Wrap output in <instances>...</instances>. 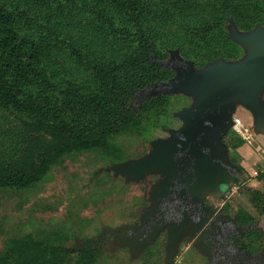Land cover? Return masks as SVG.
<instances>
[{"label": "rangeland", "instance_id": "1", "mask_svg": "<svg viewBox=\"0 0 264 264\" xmlns=\"http://www.w3.org/2000/svg\"><path fill=\"white\" fill-rule=\"evenodd\" d=\"M5 1L12 6L17 4L29 14L22 22L23 36L32 35L39 24L47 21L43 19L46 10L45 2L41 0H37L41 6L34 5L31 0ZM249 1L235 0L229 9L231 14L243 25L254 23L251 29L257 25L264 27V0H253L251 5ZM209 12L211 15L207 14V20L210 19L207 22V31L210 29V33L202 39L199 36L192 37L193 43L187 44L186 53L194 57L210 55L213 58L219 55V58L225 59L221 55L227 57L230 53L224 51L221 39L222 30H227L228 23L223 26L222 23L217 28V19L212 14L215 11L209 9ZM65 16V11L59 10L49 17L64 21ZM227 19L235 23L232 15ZM52 27L61 35V40H53L52 43L56 46L51 48L49 54H43L38 66L39 77L36 76L38 81L34 87L18 90L20 99L26 104L33 107L41 105L42 109L50 103L60 104L64 97L73 93L76 96L88 95L99 83L96 79L97 69L106 66L110 56V48L105 47H115L117 51H122L127 48L132 38L130 29L118 25L116 29H120V32L116 29L110 34L108 29L104 32L98 31L95 36H91L93 40L83 41L81 50H75L69 45L75 43L68 29L62 25L57 28L56 24H52ZM166 29L173 36L179 34L183 42H186L187 34L177 30L174 24L167 25ZM242 56L243 50L241 56L225 60L233 61ZM5 64L0 59V79L8 75H3ZM145 88L136 92L135 106L139 107L143 101L152 97L165 96L164 100L138 114L135 123L122 126L106 136L104 147L63 156L49 168L40 182L29 189L0 190V258L7 253L12 240L30 236L44 245L70 249L71 252L63 259V264H76V253L88 240L99 248L94 264H166L161 244H154L132 258L127 247L117 246L112 239L109 242L102 240L108 239V233L121 225L133 224L140 218L142 210L149 204L150 186L158 179L151 176L139 183H125L122 178L114 176L106 169L112 164L145 155L152 140L165 139L169 136V129L181 126L174 113L191 104V99L182 95L157 94L148 98L150 89L149 92H140ZM80 112L73 113L76 116L71 114L70 117L75 122L90 120L91 112ZM30 115H33L31 111ZM234 121L238 125L226 133L223 141L230 148V162L243 175L220 196L208 199L218 208L224 206L229 215L246 212L253 217L258 226L256 230L261 231V237L255 239L252 245L259 247L258 251L264 256V215L256 212L251 201V191H264V134L254 132L252 116L241 106L236 108ZM89 123L88 135L95 132L91 128L92 122ZM25 146L26 136L17 115L12 110L0 107V155L7 159L19 154ZM181 245L185 246V250L179 251L175 264H204V258L194 247H189L186 241ZM7 261L12 263L10 259Z\"/></svg>", "mask_w": 264, "mask_h": 264}, {"label": "trees", "instance_id": "2", "mask_svg": "<svg viewBox=\"0 0 264 264\" xmlns=\"http://www.w3.org/2000/svg\"><path fill=\"white\" fill-rule=\"evenodd\" d=\"M18 2L19 0H14ZM21 1V0H20ZM40 5L37 0H31ZM45 2V23L32 35H22V22L29 16L26 9L0 0V59L5 64L8 75L0 79V107L12 110L17 115L26 136V146L18 154L5 159L0 155V190H26L40 182L49 168L63 156L73 153L102 148L105 138L122 126L136 122V116L149 107L159 105L165 98L152 97L138 107L135 106L136 92L146 86L166 82L174 76V71L159 65L168 59L169 50L178 49L185 60L192 61L195 67L214 61L220 56H191L186 53L187 44H192V37L205 38L207 14L212 12L216 26L228 23L233 16L240 30L251 29L253 24L243 25L231 14L230 8L235 0H41ZM253 0L249 1L251 5ZM63 4V6H62ZM65 11V18L56 20L49 16L56 11ZM219 12H222L219 15ZM54 20V21H51ZM63 21V22H62ZM52 24L62 25L73 36L75 50H81L83 41L93 40L91 36L109 30L110 34L118 25L130 29L132 38L127 48L117 51L110 48L107 64L98 70L95 85L88 95H70L61 103H50L42 109L33 107L20 99L18 90L33 88L38 81V66L43 54H49L56 45L55 39L61 35ZM187 34L186 42L182 37L172 35L166 29L172 25ZM120 32V29H116ZM190 34V35H189ZM222 43L227 57L241 56V48L229 37L227 30H222ZM61 40V39H60ZM224 52V53H225ZM83 95V94H82ZM76 96V97H75ZM162 100V101H161ZM161 101V102H160ZM75 109V111H73ZM91 112L90 120L75 122L73 113ZM30 111L33 115H30ZM26 116V118H25ZM76 116V114H73ZM95 120V121H94ZM89 122H92L93 134H87ZM88 123V124H87ZM95 126V127H94ZM90 129V128H89ZM262 180V177L259 176ZM253 207L259 215H264V191H251ZM245 222L254 221L249 213H241ZM260 230H252L240 241L243 248L252 252L259 247L252 245L260 239ZM77 251L76 264H94L98 245L88 240ZM71 250L60 246H48L30 236L14 239L9 243L7 253L0 258V264H63ZM12 260L9 263L7 260Z\"/></svg>", "mask_w": 264, "mask_h": 264}, {"label": "water", "instance_id": "3", "mask_svg": "<svg viewBox=\"0 0 264 264\" xmlns=\"http://www.w3.org/2000/svg\"><path fill=\"white\" fill-rule=\"evenodd\" d=\"M227 30L230 39L243 50L241 58H218L196 68L178 50L169 51L168 60L159 65L174 71V76L140 92L150 89L148 98L157 94L190 98L189 107L174 113L181 126L169 129L165 139L152 140L145 155L106 169L125 183L158 177L150 186L149 204L138 222L112 231L120 237L115 241L117 246L127 247L132 258L165 231L166 264H175L179 251L185 250L180 246L185 238L208 255V248L213 246L209 230L218 218L229 219L222 215V208L213 209L211 199L205 201L220 196L243 175L230 162V148L223 141L236 124L237 106L251 114L254 132L264 134V27L242 31L229 19Z\"/></svg>", "mask_w": 264, "mask_h": 264}, {"label": "flooded vegetation", "instance_id": "4", "mask_svg": "<svg viewBox=\"0 0 264 264\" xmlns=\"http://www.w3.org/2000/svg\"><path fill=\"white\" fill-rule=\"evenodd\" d=\"M209 201L210 199H207V201L205 202L209 203ZM212 205L214 210L217 209L214 203ZM221 208L222 215L228 216L229 219L227 218L226 220H224L222 218H218L215 221L214 227L209 230V239L213 245L212 248H208L209 254L204 255L199 250L194 248L204 258V264H264V256L261 251L252 252L247 248H243L240 244V241L245 238L246 234L251 233L252 230L258 229L255 221L245 222V220L239 214L229 215L225 211L224 206ZM233 219L235 220L234 223L232 222ZM136 222H138V220L134 223ZM107 236L109 237L108 239L102 240H106V242H109V239L114 240V242L120 240V237L118 235H114L112 232L108 233ZM167 241L168 235L165 231L160 233L155 242L152 244L163 245L164 262L166 255L165 247ZM183 241H186V244L189 245V247L192 246L187 238L183 239Z\"/></svg>", "mask_w": 264, "mask_h": 264}, {"label": "built area", "instance_id": "5", "mask_svg": "<svg viewBox=\"0 0 264 264\" xmlns=\"http://www.w3.org/2000/svg\"><path fill=\"white\" fill-rule=\"evenodd\" d=\"M236 125H238V123L235 124V126H234L235 128H236Z\"/></svg>", "mask_w": 264, "mask_h": 264}]
</instances>
